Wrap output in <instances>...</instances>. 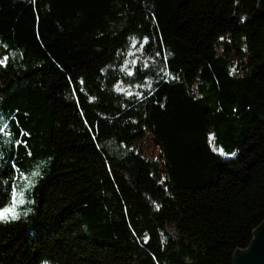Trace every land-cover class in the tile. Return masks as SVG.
Instances as JSON below:
<instances>
[{
	"label": "trees",
	"instance_id": "trees-1",
	"mask_svg": "<svg viewBox=\"0 0 264 264\" xmlns=\"http://www.w3.org/2000/svg\"><path fill=\"white\" fill-rule=\"evenodd\" d=\"M129 51L176 79L149 69L131 91H152L128 98L143 83L119 70ZM4 56L0 180L15 161L36 186L18 204L32 214L0 223V264H234L250 247L264 223L260 0H0Z\"/></svg>",
	"mask_w": 264,
	"mask_h": 264
},
{
	"label": "snow or ice",
	"instance_id": "snow-or-ice-1",
	"mask_svg": "<svg viewBox=\"0 0 264 264\" xmlns=\"http://www.w3.org/2000/svg\"><path fill=\"white\" fill-rule=\"evenodd\" d=\"M36 0H32V3H35ZM154 18V17H153ZM224 37H221V40H223ZM150 36H143L141 40L135 41L131 44V48L135 49L140 45L149 46L153 43ZM246 51V49H245ZM128 55L132 57L131 65L121 62L123 64V67L119 69L123 72L124 76L126 78L128 77H137L138 73L142 74L143 83H134L130 82L128 85V90L126 92H123V95H126L128 98L135 97L136 99L143 100L145 98L144 92H151L152 88L149 86L144 89V92H132L131 88H142L144 84H147L148 82V70L151 69L153 75L157 77L156 83H160L161 81L165 82H171L172 80H175V76H171L170 79H167V77L170 76L169 71H165V67L167 66V61L169 59L168 55L166 53H162L161 51H156L155 56L161 57V60L165 67H161L160 65L156 64L155 61L151 65L144 63L143 61H139L136 59V52L129 51ZM9 60L8 56H4L2 59H0V66H7V61ZM132 66H136L134 69ZM236 69H232V74L235 75ZM71 82V78H68ZM84 83L85 81L83 78L79 79L74 85H73V92L77 91V85L79 86V91L81 94L85 96V100L87 101V93L84 92ZM120 83H123V81H120ZM117 91H120L119 85H116ZM77 100L79 101V97H77ZM235 111V110H234ZM0 115H3L0 113ZM87 123V121H85ZM17 127H19L18 121H15ZM7 127V126H5ZM92 126H89V130H91ZM11 135V133H9ZM23 135L30 136L31 133H24ZM23 146L26 151H28V156L31 157L32 153L30 150H28V142L26 139H21L17 142L16 147L19 149V147ZM213 151H217V149L213 148ZM219 156L223 158L225 163H229L234 161L238 157V151L233 152H225L223 148L219 149ZM12 169L11 172V181L9 180H0V184L7 186L5 189L6 191H10V203L7 206L0 207V223L3 224H10L14 222H18L19 220L27 219L32 213L31 210L24 213V216L22 217L20 213L18 212V204L19 205H26L27 201L24 199V196H26L27 192L34 191L35 183L29 180L28 173L25 171L22 174L21 169L18 164H16L15 161H13L12 165L10 166ZM34 177H42V173L40 172H34L32 173ZM21 181L24 182L25 185H27L24 188L23 192H20L17 185L21 183ZM163 183V180L161 181ZM33 204L35 203L34 199L31 201ZM159 207V206H157ZM46 264V262H45Z\"/></svg>",
	"mask_w": 264,
	"mask_h": 264
},
{
	"label": "water",
	"instance_id": "water-1",
	"mask_svg": "<svg viewBox=\"0 0 264 264\" xmlns=\"http://www.w3.org/2000/svg\"><path fill=\"white\" fill-rule=\"evenodd\" d=\"M264 13V0H260ZM235 264H264V223L257 229L255 238L247 250L236 252Z\"/></svg>",
	"mask_w": 264,
	"mask_h": 264
},
{
	"label": "rangeland",
	"instance_id": "rangeland-1",
	"mask_svg": "<svg viewBox=\"0 0 264 264\" xmlns=\"http://www.w3.org/2000/svg\"><path fill=\"white\" fill-rule=\"evenodd\" d=\"M137 54V53H136ZM132 57H130V59H128V62H131ZM128 90V89H126ZM153 141L150 138L149 141L145 142L144 148L150 153L151 156L153 157H158L159 156V151L156 150V152H154V146H153ZM255 238V237H254ZM235 264V263H234Z\"/></svg>",
	"mask_w": 264,
	"mask_h": 264
}]
</instances>
